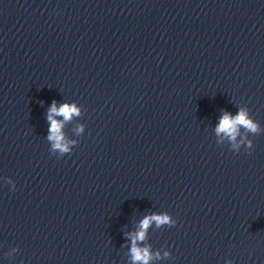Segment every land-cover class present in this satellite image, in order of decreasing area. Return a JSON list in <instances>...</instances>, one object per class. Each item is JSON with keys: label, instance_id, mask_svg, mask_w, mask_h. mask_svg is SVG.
<instances>
[{"label": "clouds", "instance_id": "1", "mask_svg": "<svg viewBox=\"0 0 264 264\" xmlns=\"http://www.w3.org/2000/svg\"><path fill=\"white\" fill-rule=\"evenodd\" d=\"M73 115H79V109L74 105L62 104L57 107L56 102L53 101L51 107L48 110L47 119L50 123L49 136L48 139L53 141V148L59 150L61 153L69 152L70 149L66 143H64V136L62 133V122L58 121L54 117L62 116L64 121H68ZM240 126L245 129L256 133L258 131V124L254 122L250 117L246 109L241 108L237 115L234 117L229 113L225 112L220 119V123L216 129L217 133H224L229 136L233 141H235ZM251 146V142H249ZM155 222L157 226L175 223L171 221L169 215L167 214H153L151 216L145 217L140 224V230L135 234H129L132 240L131 255L134 262L138 264H149L152 259V255L148 247H138L137 241H143L146 236V231L149 226ZM167 255V253H166Z\"/></svg>", "mask_w": 264, "mask_h": 264}]
</instances>
